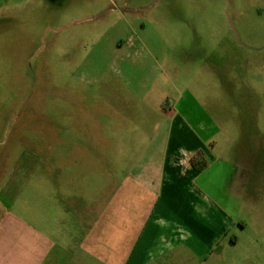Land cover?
<instances>
[{"label": "rangeland", "instance_id": "1", "mask_svg": "<svg viewBox=\"0 0 264 264\" xmlns=\"http://www.w3.org/2000/svg\"><path fill=\"white\" fill-rule=\"evenodd\" d=\"M172 105L211 154L205 243L127 188ZM0 264H264V0H0Z\"/></svg>", "mask_w": 264, "mask_h": 264}, {"label": "crops", "instance_id": "2", "mask_svg": "<svg viewBox=\"0 0 264 264\" xmlns=\"http://www.w3.org/2000/svg\"><path fill=\"white\" fill-rule=\"evenodd\" d=\"M162 112L165 118L170 120V126L166 132L167 141L160 146L153 147L150 145L143 148L142 154H140L138 158H135L130 165L127 188L130 190L135 187V185H143L148 192L158 195L156 205L160 212V216L155 219L152 225H165L168 223L170 219L169 217L165 218L163 216L164 214L169 215L174 213L180 215L182 218L185 217L186 220L192 221V230L196 232L195 234H197L199 242L205 243V239L208 240V238H212L210 233L211 224L206 221L208 216H201V218L199 216L193 217L190 215V212L195 210L196 206L197 209H200L197 203L198 200L203 201L206 197L198 190L197 184L195 183L198 177L204 172L205 168L201 170L195 169L191 164V158L199 150H202L205 156H210L211 154L206 146L197 140L198 136H196L194 131L184 121L183 117L176 111L175 105L169 106L166 109L162 108ZM96 124H98L97 121ZM174 133L184 139L187 138V143L172 144L171 136ZM78 150L83 153L87 151L85 146L78 148ZM158 152H160L159 158L155 157ZM65 199V203L69 205V209L72 208V210L79 215V220L81 222L83 221L86 224L85 216L90 213L93 215L95 214V227L100 225L99 228H101L102 224L105 223L104 219L106 217L102 206L96 204L95 208L89 207L80 199L70 196H65ZM211 206H214V204ZM204 213L210 214V210ZM173 222H175V220H173ZM169 225H171V223ZM181 240L182 239L179 238H175V240H166L165 245L166 248H168L167 250L171 251L178 247L184 248ZM81 247H83V249L80 250L78 255H74V260L78 263H81L82 258L86 260L88 243L84 242V244H81ZM192 257H194V255H192ZM139 262L142 261H138V263Z\"/></svg>", "mask_w": 264, "mask_h": 264}, {"label": "trees", "instance_id": "3", "mask_svg": "<svg viewBox=\"0 0 264 264\" xmlns=\"http://www.w3.org/2000/svg\"><path fill=\"white\" fill-rule=\"evenodd\" d=\"M191 164L197 170H201L207 166V159L202 150H199L195 155L192 156Z\"/></svg>", "mask_w": 264, "mask_h": 264}]
</instances>
